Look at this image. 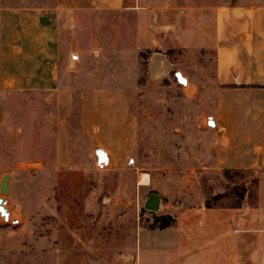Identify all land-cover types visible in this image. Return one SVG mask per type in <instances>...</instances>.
<instances>
[{
  "label": "rangeland",
  "instance_id": "obj_1",
  "mask_svg": "<svg viewBox=\"0 0 264 264\" xmlns=\"http://www.w3.org/2000/svg\"><path fill=\"white\" fill-rule=\"evenodd\" d=\"M197 1L202 8L210 4ZM61 3L0 0V181L10 175L8 220L0 214V264H76L85 254L134 258L130 242L143 227L158 230L155 218L171 219L172 230L179 209L232 205L253 193L257 174L209 168L214 42L204 9L197 14L196 41L168 51L165 72L150 71V53L141 54L129 106L132 146L103 142L112 161H98L94 149L101 144L84 136L74 118L77 96L60 119L49 86L40 18ZM29 11L37 12L36 32L29 33ZM64 71L71 81V67ZM60 129L68 142L63 153ZM152 196L159 207L149 209Z\"/></svg>",
  "mask_w": 264,
  "mask_h": 264
},
{
  "label": "crops",
  "instance_id": "obj_2",
  "mask_svg": "<svg viewBox=\"0 0 264 264\" xmlns=\"http://www.w3.org/2000/svg\"><path fill=\"white\" fill-rule=\"evenodd\" d=\"M197 2L62 0L58 11L40 18L60 119L76 95L78 130L101 144L105 161H112L103 142H120L122 150L132 146L129 106L141 54L150 53V71L165 72L166 53L196 41L197 14L204 9L214 42L209 168L257 174L253 193L248 190L235 204L199 202L178 210L172 230L139 229L129 244L134 258L85 254L76 264H264V0H210L204 8ZM28 14L29 33L36 32L37 12ZM66 67L71 81L65 79ZM64 136L60 129V153L68 146ZM158 202L152 196L146 206L154 209Z\"/></svg>",
  "mask_w": 264,
  "mask_h": 264
},
{
  "label": "water",
  "instance_id": "obj_3",
  "mask_svg": "<svg viewBox=\"0 0 264 264\" xmlns=\"http://www.w3.org/2000/svg\"><path fill=\"white\" fill-rule=\"evenodd\" d=\"M96 153L98 156V161L106 160L105 152L101 148L97 147ZM9 178V174H4L2 180L0 181V192L2 194L0 196V214L4 217L5 220H8L9 217V211L5 206L6 196L9 193Z\"/></svg>",
  "mask_w": 264,
  "mask_h": 264
},
{
  "label": "trees",
  "instance_id": "obj_4",
  "mask_svg": "<svg viewBox=\"0 0 264 264\" xmlns=\"http://www.w3.org/2000/svg\"><path fill=\"white\" fill-rule=\"evenodd\" d=\"M264 86V85H263ZM170 220L169 218L166 217H157L154 219V225L157 226L160 229L167 228L170 226Z\"/></svg>",
  "mask_w": 264,
  "mask_h": 264
},
{
  "label": "bare ground",
  "instance_id": "obj_5",
  "mask_svg": "<svg viewBox=\"0 0 264 264\" xmlns=\"http://www.w3.org/2000/svg\"><path fill=\"white\" fill-rule=\"evenodd\" d=\"M210 123L212 124V121H210Z\"/></svg>",
  "mask_w": 264,
  "mask_h": 264
}]
</instances>
